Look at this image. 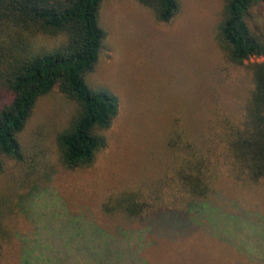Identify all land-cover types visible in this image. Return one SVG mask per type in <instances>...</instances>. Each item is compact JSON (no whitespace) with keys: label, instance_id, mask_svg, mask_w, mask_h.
<instances>
[{"label":"rangeland","instance_id":"obj_1","mask_svg":"<svg viewBox=\"0 0 264 264\" xmlns=\"http://www.w3.org/2000/svg\"><path fill=\"white\" fill-rule=\"evenodd\" d=\"M224 6L225 0H179L173 19L161 22L139 0L102 1L106 37L86 80L115 93L119 113L100 131L104 145L94 163L70 169L57 136L77 104L58 87L38 99L19 134L24 159L5 158L0 172V191L16 192L17 204L0 264H40L48 242L46 264L112 261L113 250L66 249L76 239L55 236L67 237L72 220L110 230L115 246L143 236L153 243L144 253L154 264H264V182L236 179L220 147L221 133L242 120L254 88L246 64L264 58L243 65L229 60L218 38ZM247 22L264 38V2L250 8ZM38 43L54 44L45 37ZM8 100L0 94V105ZM188 143L205 147L210 171L217 170L216 189L174 206L168 178ZM124 191L153 194L155 206L137 217L105 211L104 202Z\"/></svg>","mask_w":264,"mask_h":264},{"label":"trees","instance_id":"obj_2","mask_svg":"<svg viewBox=\"0 0 264 264\" xmlns=\"http://www.w3.org/2000/svg\"><path fill=\"white\" fill-rule=\"evenodd\" d=\"M102 1L0 0V94L9 98L0 105V172L4 170L5 158L18 162L24 159L19 134L38 99L55 87L77 104L68 126L57 136L63 164L74 169L94 163L104 145L100 131L109 128L119 113L117 95L106 88H94L86 80L99 61L106 37L99 24ZM139 2L152 8L161 22L171 21L179 10V0ZM261 2L264 0H225L218 38L235 64L243 65L254 56L264 58V38L255 34L247 22L250 8ZM40 37L52 39L54 44H39ZM246 66L254 78L246 113L239 123L228 122L221 133L223 144L217 146L223 148L225 164L236 179L260 183L264 182V59ZM183 151L168 178L174 206L185 199L208 198L216 189L217 170L210 171L211 158L205 147L196 148L188 143ZM147 196L124 191L109 197L103 208L137 217L155 206L153 194ZM16 208V192L0 191V255L2 244L13 234L8 222ZM72 222L74 226L67 237L55 236L76 239L67 250L81 247L86 251L96 250L97 255L107 250L116 252L112 261L108 256L104 260L96 256L102 264H154L144 253L153 243L149 244L143 236L134 245L130 237L126 246H115L117 235L103 230L100 224L93 222L81 227L78 222ZM47 245L46 251L44 247L40 249V264L50 261Z\"/></svg>","mask_w":264,"mask_h":264}]
</instances>
